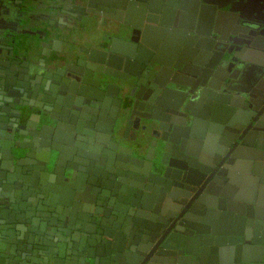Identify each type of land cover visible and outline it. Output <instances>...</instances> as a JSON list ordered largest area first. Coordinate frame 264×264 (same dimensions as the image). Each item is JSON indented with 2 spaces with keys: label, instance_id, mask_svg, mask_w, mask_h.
<instances>
[{
  "label": "water",
  "instance_id": "water-1",
  "mask_svg": "<svg viewBox=\"0 0 264 264\" xmlns=\"http://www.w3.org/2000/svg\"><path fill=\"white\" fill-rule=\"evenodd\" d=\"M82 1L84 14L92 12L94 0ZM108 1L95 6L107 9ZM181 1L121 4L113 27L121 36L73 66L62 64L65 54L28 60L12 49L14 58L0 61V84L17 90L0 96V264H264L262 248L228 257L226 246L264 235V132L236 135L232 155L240 154L241 144L252 151L244 150L245 165L220 173L219 164L211 163L219 151L209 140L217 129L209 125L205 135L197 126L201 115L213 122L223 116L238 127L248 105L233 83L256 75L264 53L251 43L229 60L233 49L215 28L220 10L215 6L210 27L200 28L206 0H195L185 14ZM64 10L74 15L72 8ZM167 30L175 42L171 57L149 58L158 52L154 39ZM176 59L195 79L193 88L168 86L180 82L170 76ZM112 77L124 81L114 84ZM73 79L88 89L102 85V96L93 98L101 110L112 111L108 124L101 116L66 113L68 103L50 82L60 86ZM39 87L52 98L27 101ZM110 87L124 92L123 101ZM22 93L25 101H19ZM202 103L209 106L194 111ZM153 108L160 113L145 112ZM81 120L98 131V154L82 151L76 141ZM124 121L134 131L130 138L120 133ZM149 133L154 136L146 146ZM81 156L103 171L95 196L79 192L82 176L93 183L90 175H98ZM229 186L233 190L224 192ZM108 190L112 198H106Z\"/></svg>",
  "mask_w": 264,
  "mask_h": 264
},
{
  "label": "flooded vegetation",
  "instance_id": "flooded-vegetation-1",
  "mask_svg": "<svg viewBox=\"0 0 264 264\" xmlns=\"http://www.w3.org/2000/svg\"><path fill=\"white\" fill-rule=\"evenodd\" d=\"M97 2L98 0H94V6L91 8L92 12H88L87 14H84L83 11L86 9L82 7L83 1L82 0H71L69 8H72V10L74 11L73 12L74 15L73 14L70 16L64 15L60 20L61 21V25H59L60 29H63L64 31L67 30L68 31L67 33L70 35H73V32L75 30L80 29V31H83V33H86L87 36H89V39L94 35L93 32L95 31L94 30L95 22H98L101 25L106 24L107 25L106 27L109 29L103 30L100 33V35L99 33L96 32L97 38L93 39L92 41L91 40L86 41V43L82 44L81 46L76 45L75 39H73V41L69 39L63 45L62 38L64 37L63 36L64 33H62V35L58 34L60 35V37H58L57 35L55 36L52 35L54 37L52 39L53 48L55 47L57 52H53L50 54L47 53L48 57L49 55H51L52 57L55 55L65 54L64 56H65L66 61H63L62 64H65L64 62L68 61L70 62V65L73 66V65H76L78 62H80L82 58H85L88 52H90V50L95 51V53H97V51L98 53H101L103 49L105 50L108 47L106 44L110 42L112 36H121L117 34L113 35L112 32L110 33V31L114 30L113 27L116 25L115 24L116 21L114 20L115 17L118 18V16L121 15V12L123 11L120 8V5L121 4L128 5L127 3L128 0H109L108 4L106 5L107 9L97 8V6H95V4L96 5L98 4ZM206 2L207 3L204 2L201 5L203 18L201 20L202 24L200 25V28H203L206 26L210 27V23H212L211 22L212 11L214 10V8L217 7L216 9L220 10V15H219L216 27L215 26L214 27L220 31L218 34L223 36L225 42L228 43V47H231V49H233V53L231 54L229 60L235 58V55H234L235 53L240 54L242 52L241 49H243L244 47H246L245 50L243 49L244 52L247 51L246 50L247 48L248 49L253 48V46H250L251 43L252 45H254V48L260 47V50L262 51V53H264V0H206ZM195 4H196L195 0H182L180 3L181 11L185 14V12H187L188 9H190V6L193 7ZM232 8H235V9L232 10ZM237 10H239L241 14L237 15L236 13ZM242 15L245 17L243 18ZM182 20H184V18H182ZM89 25H92V26H89ZM157 26H160V25H157ZM168 28H173V27H168ZM159 29L161 31V28ZM44 32L42 33L45 37ZM169 32L170 30H167L165 34L163 31V33L160 34L159 37H156V39H154L153 44L156 46L158 52L154 55H151L149 58L159 57L161 59H169L171 57L168 49H169V46H173L174 45L173 43L175 42H172ZM214 34L216 35L215 32H213V35ZM4 46H7L5 47L7 49H4L5 50L4 52H0V61L2 63L4 62V60H8L12 58V57L9 58L6 55H4V54H8V51H10L11 49L13 50V54H19L20 56H22L21 59H23L24 57L26 58V55L20 52L21 50L20 51L14 50L16 48L14 47V45L7 44ZM24 47H26V45ZM24 47H23V50H24ZM42 52L44 53L46 52V50H44L43 47H42ZM84 53L85 55H83ZM41 57H43L44 60H46L45 56H40L35 59H39ZM262 58L263 60L260 61V69L256 73V75H252L250 73V75H247L245 78L243 77L242 80H239L238 83L237 82L233 83L234 87H237L238 85L237 88L242 90L241 93L244 96V100L247 101L246 103L248 105V107L243 109L245 112H244L242 121L239 122L238 127H235L233 125V128H232L230 125H227L225 123L226 122V120L224 119L225 117L223 116H220L221 120L219 122L218 121L213 122V121L206 120V119L203 120L201 118V115L197 117V126L202 129V133H204L205 135L207 134V132H209V130H207L209 125L213 127L212 129H217V132H214V130L210 131L212 134L211 135L212 137L209 138V140L211 142V146L217 148L219 151V153L216 156L212 157L211 163L216 164V165L219 164L218 170L221 169L220 173L221 171H223L224 173L229 168V166L233 164L238 167L245 165L244 162H242L246 159L243 157L246 154L244 153L245 152L244 150L252 151L248 144H241L237 150V152H239L241 155L240 154L232 155V149L234 147H237V144L239 143L236 141V138H235L236 135H239L243 131L255 132L256 129H258V132H260V134L264 132V55ZM181 62L182 61L180 59H176L173 61V64L177 65L178 68H174V71L172 72L170 76L175 78L177 81H180L181 83H184V84H188L190 86H185L184 84H181L180 82H171V81L168 82V86L171 88H176V90H183L188 87L193 88L195 79L192 77L191 74L187 72V70H184L179 67L181 65ZM186 66L189 68L191 67L189 63H187ZM10 69H13V68H10ZM119 72L123 73V71H119ZM259 74L260 76H258ZM10 77L11 79H14L13 76H10ZM0 80H1V77H0ZM47 80H50V79H47ZM123 81H124L123 79H120L118 77H112V82H114V84H122ZM56 82L53 81L50 83L52 87L56 88V90L61 91L60 98L64 97V100L68 103V106L65 108L67 111L66 112L67 114L76 116L77 113H79L83 116H88L90 118H96V117L101 116L104 119H106V122L109 121V119H111L110 116L108 115L110 112L112 113V111L110 110L109 112L103 109L101 110L99 107V101L93 98V96H102V93L99 90H97L100 87L102 88V85H100L97 88L94 87L93 89H88L87 86L78 79L76 80L73 79L69 83L68 82L60 83V86H58V83ZM23 83L25 84V81H23ZM5 88H6L5 85L0 84V96L7 97V92H9V90L12 89L10 86H8L6 90ZM10 91L15 93V91L17 90L13 89ZM110 91L112 94L116 93L117 97H120L123 101V98L125 95L121 89L117 90L114 87H110ZM23 93L19 95L18 97L19 101L21 100L25 101L26 99L27 101H31V102L34 101V102L39 103L40 101H42L41 100L42 97H47L49 99L52 98V95L48 93H43L40 87L38 91L33 92L29 96H25V99L21 98ZM104 98H106V101H107L108 99H112L114 97L104 96ZM133 99L134 97H132V100ZM250 100H252V102ZM207 105L209 106V104L207 103H202L201 105L196 104L194 106V111L196 110H198V112L201 110L203 111L206 109ZM16 107H18V105H16ZM157 110H158L157 108H153L152 111L149 110L145 112L147 113L153 112L154 114L158 115L160 111L159 110L157 111ZM135 115L136 114L134 113L133 117ZM252 119L257 120V125H255V121L251 123ZM106 122L103 121L102 123L106 125ZM125 123L126 121H124L122 130L120 133L130 138L134 134V131L131 125H130V128L125 129ZM154 126L156 125L154 124ZM79 127L81 128V130H79V132L76 133L77 134L76 141L81 145V150L84 152H87V149L90 148L92 153L98 154L100 151V148L102 147L96 140L98 131L95 130L94 127L93 128L86 127L83 121ZM154 132H155L154 133L155 135L157 131H154ZM225 134H227L228 136ZM154 135L149 133L145 141L146 146L149 145V141L152 140L151 138H153ZM111 139L117 140L113 136H111ZM118 140L126 144H128V142L130 141L128 138L121 139L120 137ZM262 147L264 148V145H262ZM111 151L115 153L114 148ZM259 155H262V158H264L263 157L264 153L259 154ZM79 158H81L82 160L92 162V163H89L91 164L90 167L95 169V171H98V175H90L89 177L93 183H87L86 178L84 179V177L82 176L83 188L79 192L83 194V192L85 191H92L90 193H92V195L95 196L97 194L96 190L99 188L98 184L103 179L102 178L103 171L99 169L97 165H95L96 161L94 160L90 161L89 159H85L82 156ZM262 162L264 163V159L262 160ZM94 181H95V184H94ZM246 185L248 187L252 186L247 181H246ZM232 190L233 188L229 186L226 188V190H223V191L229 193ZM252 194L253 192H249L248 196ZM107 197L108 198L113 197L112 193L109 190L106 194V198ZM230 200L231 199H227L226 206H229ZM230 206H233V205H230ZM235 207L240 208L239 205H235ZM252 224L253 226L249 225V227L253 229L256 224V219L252 221ZM226 246H227V256L228 257L229 255L233 257L239 256L243 250L248 251V248L251 251L254 248L255 249L262 248L264 250V235H256L252 239L250 240L247 239V240H244L243 242L239 240L235 242H230L229 244L227 243Z\"/></svg>",
  "mask_w": 264,
  "mask_h": 264
},
{
  "label": "crops",
  "instance_id": "crops-1",
  "mask_svg": "<svg viewBox=\"0 0 264 264\" xmlns=\"http://www.w3.org/2000/svg\"><path fill=\"white\" fill-rule=\"evenodd\" d=\"M69 5V0H0V52L7 49L5 48L7 46L4 45L12 44L16 47L14 50H21L20 52L25 54L28 60L40 56H45V59L48 60L51 57V55L48 57V54L57 52L55 47L53 48V36L60 37L58 34L64 33L63 45L69 39L72 41L75 39L76 45L81 46L86 41L97 38V33L100 35L103 30L109 29L106 24L101 25L95 22L94 35L90 39L80 29L75 30L73 35L68 34V31L60 29L59 25H61L60 20L64 15L70 16L64 10L69 8ZM234 9L232 8V10ZM42 32L45 33V37ZM111 32L113 35H121L115 30H111ZM25 45L26 47H24ZM42 47L46 50L45 53L42 52ZM4 55L13 58V55Z\"/></svg>",
  "mask_w": 264,
  "mask_h": 264
}]
</instances>
